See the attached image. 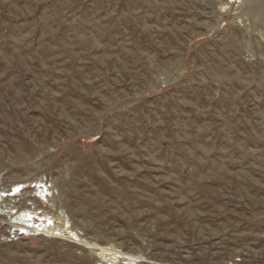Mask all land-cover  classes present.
<instances>
[{"label": "rangeland", "instance_id": "1", "mask_svg": "<svg viewBox=\"0 0 264 264\" xmlns=\"http://www.w3.org/2000/svg\"><path fill=\"white\" fill-rule=\"evenodd\" d=\"M0 264H264V0H0Z\"/></svg>", "mask_w": 264, "mask_h": 264}]
</instances>
